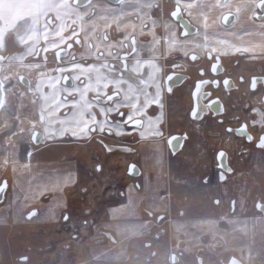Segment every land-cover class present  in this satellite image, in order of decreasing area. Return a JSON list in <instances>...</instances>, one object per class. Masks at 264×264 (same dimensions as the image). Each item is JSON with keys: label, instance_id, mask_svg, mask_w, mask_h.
<instances>
[{"label": "snow or ice", "instance_id": "1", "mask_svg": "<svg viewBox=\"0 0 264 264\" xmlns=\"http://www.w3.org/2000/svg\"><path fill=\"white\" fill-rule=\"evenodd\" d=\"M15 3L20 10L19 15L7 22L0 19V139L8 146L3 149L6 154L3 164H9L10 155L14 172L17 170L19 149L13 138L19 135L22 142L25 132L33 144L54 137L90 139L93 135L119 137L137 132L140 139L162 137L160 124L163 119L164 93L171 94L173 84L184 79L175 73V69L180 67V63L172 58L176 54L192 62H198L201 56L209 61L214 60L211 64L213 74L219 71L221 55H228L230 51L233 54L250 53L253 57L258 51L264 56V0H215L211 5L204 4L202 0H175L169 20L153 17L154 11L163 10L161 0H114V3L112 0H15ZM213 8L224 11L220 19L225 25H233L234 29L244 19L260 21L259 32L254 33L247 28L243 31H209L208 13ZM132 13L137 14V21L125 19ZM185 14L188 20L184 19ZM215 22L216 18L213 17L212 24ZM113 25L117 33L122 32L118 39L110 37L109 30ZM157 28H161L162 32H157ZM98 29L104 31L97 35ZM138 36H148L149 40L138 47ZM74 45L82 48L81 61L93 62L77 61L71 52ZM50 51L57 65L51 71L57 75H48ZM67 55L72 57V61L68 67H64ZM161 61H166L172 69L170 74H163L165 64ZM33 72L39 77L34 87L29 78ZM66 72L71 75H63ZM200 76H204L203 69ZM258 83H264V78L252 77L251 88L255 90ZM18 85L23 87L18 89ZM223 85L225 88L231 86L228 79L223 80ZM204 87L219 88L220 81L204 78L196 81L192 95L197 103L190 112L193 121L203 119V110L198 101L212 95L211 92L202 91ZM9 94L17 97L16 104L9 99ZM29 94L33 97L31 105L34 109L38 107V119L20 115V109L25 107L23 100ZM258 103L264 104V100ZM213 105H219L217 111L223 112L218 99L211 101L209 107ZM154 107L160 110L155 116L149 114V109ZM250 111L255 113L250 124L241 123L237 118L236 122L240 126L225 131L246 138L248 143L255 144L264 153V108L252 107ZM13 120L16 123H11ZM25 120H28L30 127L23 126ZM38 124L42 132L37 130ZM179 139L171 137L167 143L175 149V141ZM99 142L107 151H113L104 144L103 139ZM124 150L132 151L131 148ZM225 155V152L220 151L217 158L222 161ZM26 156L27 162L20 165L25 170L30 168L32 152L27 151ZM95 170L100 172L101 166L97 165ZM228 171L231 172V169ZM135 173L136 166L131 165L129 174ZM72 179V174L62 177L65 184L72 182ZM220 179H225L224 173H221ZM34 183L39 182L35 178L29 180L30 185ZM59 185V179L45 182L37 188L36 194L42 196L49 188ZM7 187L6 180L0 183V203L4 202L3 194ZM139 187L129 186L128 206L132 204L131 192ZM160 198L163 199V196ZM13 202L9 200L6 207L10 209ZM214 203L219 205L220 201ZM235 206L236 201H233V217L227 218L229 223L237 222L234 218ZM240 206H244L243 198ZM124 207L121 204V208ZM255 209L258 215L254 219L264 221V202H257ZM111 211L115 215L117 210ZM130 215L135 213L131 212ZM146 215L153 218L152 212ZM180 215L183 216V213ZM33 217L38 218L36 209L27 214L28 220ZM63 219L68 221L70 217L65 214ZM154 219L162 222L166 217L156 216ZM149 222L116 225V234L123 239L143 234L148 230ZM200 223H207L209 230L215 231V221L203 220ZM84 226L92 225L85 221ZM174 227L179 232L186 225L176 223ZM105 236L113 244L117 243L112 235L105 233ZM110 252L112 250L101 251L93 259L102 264H120L125 250L121 248L113 254ZM152 255L155 256V253ZM257 257L255 264H264V256L257 253ZM248 259L250 264L254 261L251 252ZM21 260L26 264L28 258L22 257ZM170 261L171 264H181L180 258L174 253ZM0 264H7V261L0 260ZM198 264H203V260L199 259ZM229 264H239V261L232 257Z\"/></svg>", "mask_w": 264, "mask_h": 264}, {"label": "flooded vegetation", "instance_id": "2", "mask_svg": "<svg viewBox=\"0 0 264 264\" xmlns=\"http://www.w3.org/2000/svg\"><path fill=\"white\" fill-rule=\"evenodd\" d=\"M202 2L211 5L215 0H202ZM112 3L114 2L112 1ZM161 4L162 6L166 4L169 8L168 11L166 12L164 8L162 12L154 11L153 17L169 20L170 13L175 8V0H161ZM157 13L159 14L156 15ZM165 13L167 14L165 15ZM222 14L225 12L216 8L208 13L211 24L209 31L214 29L243 31L247 28L254 33L259 32L260 21L258 20L253 22L244 19L234 29L233 25L223 23L220 19ZM213 17L216 18L214 25L212 24ZM125 19L137 21V14L132 13ZM184 19L188 20L189 17L185 14ZM253 23H255V27H253ZM199 27L202 28V25ZM103 31H97V35ZM109 32L110 37L117 39L122 35V32H116L114 25ZM157 32H162V29L157 28ZM82 37L83 33H81ZM256 39L258 41L259 37L257 36ZM137 40L139 47L142 42H147L149 37L138 36ZM81 51L80 45H74L71 50L77 61L93 62L91 60L81 61V57H79ZM144 55L146 56L147 53ZM48 58L49 75L51 68L53 69L57 65L53 61L51 51L48 53ZM172 58L180 63V67L175 69L176 75L184 79L173 84L171 94L166 91L164 93L163 119L160 124L163 130L162 137L140 139L137 132L119 137L93 135L90 139H73L69 136L54 137L41 139L38 144H33L28 134L27 141L18 142V158L25 160H27V151L35 153L37 150L49 146H74L75 144L83 146L90 143L102 147L103 154L107 158L114 150L107 151L99 142L101 139L105 145L112 149L124 151L125 155L132 157V160L126 166L124 177L113 178L110 175V168L105 164L107 160L104 159L102 163V159L94 154L97 162L93 169L87 171L82 169L79 175L72 176V182L64 183L62 187H51L46 198L52 200L53 194L59 193L61 201L55 204L49 203L51 207L45 209L48 219H45L44 223L36 224L34 221L37 220V217H33L32 220L27 219L28 212L33 209L37 210L38 217L41 214L42 210L34 207L24 212L23 220L15 218L14 214V216L5 219L4 224L3 218L0 216V222H2V225L0 224V260H6L7 264H24L21 258L27 257L26 264H75L76 261L78 264H102V262L93 259L95 254L108 250H112L110 254H113L121 248L125 250L124 264H171L170 256L173 253L180 258L181 264H198L199 259L203 260V264H229L230 259L235 257H228L225 249L228 240H223L222 237L212 238L209 230L205 231L206 223H200V221L210 220L213 215L219 219L217 226L225 225L227 216L233 215V201H236L235 214H240V197L246 195L244 194L245 179L250 178V170L245 167L264 165V153H261L255 144L248 143L242 136H237L235 133L229 134L225 131L227 128L235 129L240 126L236 122L237 118L241 123L248 122L250 124L251 119L255 116V113L250 111L252 107L264 108V104L258 103V101L264 100V83H258L255 90L251 88L252 77L264 78V56H261L258 51L254 57L250 53L233 54L230 51L228 55H221L219 71L216 74L211 72V64L215 61H209L205 56H201L198 62L185 60L178 54ZM71 61L72 57L67 55L63 66L68 67ZM161 63L165 64L163 74L165 76L170 74L172 69L167 66V62L161 61ZM201 69L204 70L203 77L200 76ZM34 73L29 77L31 80ZM25 75L28 74L25 73ZM63 75H71V73L66 72ZM36 77L38 76L36 75ZM200 78L219 80L220 87H204L202 89V91L211 92L212 95L198 101L199 107L203 110V119L193 121L190 112L197 100L192 93L196 81ZM224 79L230 81L229 88L224 87ZM217 99L223 106L222 113L217 111L219 105L209 107L210 102ZM123 111H127V109H123ZM159 111L154 107L149 109V114L155 116ZM29 113H31L29 118L38 119L37 108L34 109L31 105ZM26 123L24 125L30 127L28 120ZM37 130L42 132L39 124ZM171 137L180 138L175 141V149L167 143ZM127 148H131L132 151H125L124 149ZM220 151L226 154L222 161L217 158ZM77 156L81 158L78 160L79 165L83 166L82 153L77 152ZM65 157L67 156L64 155L62 159L64 160ZM63 160L59 164H63ZM97 165L101 166L100 172L95 170ZM131 165L136 166V173L132 175L129 174ZM228 169H231V172ZM259 172L258 169L253 171V174L258 177ZM221 173L225 175L224 180L220 179ZM62 177L63 174L62 176L55 174L51 178L49 176V181L59 179L61 184L63 183ZM5 180L8 187L3 194L4 202L0 203V207L6 204L12 189L9 179H2L0 183ZM135 185L140 187L131 192L132 204L128 206L129 194L127 190L129 186ZM254 192H256L253 199L255 201L252 204L257 214L255 204L264 201L257 191ZM121 193H125V195L122 196ZM161 196L163 199L160 198ZM25 198L26 196L23 197L24 200ZM217 200L220 201L219 205L214 203ZM249 201L252 199H245L244 206ZM121 204L126 207L121 208ZM112 209L117 210L115 215H113ZM49 210H51V215H49ZM131 212H134L135 215H130ZM147 212H152L153 218L148 217ZM181 212L183 216L180 215ZM65 214L70 217L68 221L63 219ZM241 214L243 215V213ZM156 216H164L166 219L162 222L157 221L154 219ZM221 217H226V219L221 220ZM20 220L24 224L30 225L29 232L32 239L21 245L23 251L10 254L6 247H14L12 244L13 238H15L14 230L17 225H20ZM85 221L92 226L85 227ZM146 221L150 222L148 230L143 234L128 239H123L116 234V225L123 226L128 223H144ZM176 223H183L186 226L194 225L193 233L188 230L189 228L177 232L174 227ZM262 223L264 226V221ZM4 230L7 233L2 239L1 233ZM105 233L115 237L117 243L113 244L105 236ZM193 235L197 236L199 243L194 242ZM40 237H42L41 241L37 242L36 239H40ZM215 241L217 250L213 252L211 244ZM187 243L189 244L188 251L183 250ZM148 244L151 247H145ZM175 245H178L177 249L173 248ZM12 250L14 251V249ZM152 253H155V256ZM37 255L41 258L36 261ZM33 256H35L34 260ZM235 258L237 259V257ZM237 260L239 264H243L242 261Z\"/></svg>", "mask_w": 264, "mask_h": 264}, {"label": "rangeland", "instance_id": "3", "mask_svg": "<svg viewBox=\"0 0 264 264\" xmlns=\"http://www.w3.org/2000/svg\"><path fill=\"white\" fill-rule=\"evenodd\" d=\"M9 1V0H8ZM7 1V3H9ZM164 10L167 12L168 7L166 4L163 6ZM161 12V11H157ZM157 13L156 15H158ZM167 13H165L166 15ZM54 69V68H53ZM52 70V68H51ZM49 75H57V73H54L51 71ZM39 77H36V73L32 75V80L35 82ZM18 89L22 88V85L17 86ZM26 91V89H25ZM33 97L31 94L27 95L24 100L23 104L25 107L20 109V115L21 116H26L30 117L31 113V99ZM9 99L12 101L13 104H16L17 102V97L11 96L9 94ZM39 103V102H38ZM32 107H34L32 105ZM38 110V107H36ZM11 123H16V121H11ZM25 124L26 120L24 121ZM25 128H28V126L24 125ZM27 136L28 133L25 132L23 134V141H27ZM0 137H2V133H0ZM14 141L18 142L21 141L20 136L18 135L17 137L13 138ZM17 148L19 147L16 145ZM8 147L3 143V139H0V182L2 179H9V183L11 186V191L10 194L8 195V199L6 204L2 205L0 207V216L3 218V222L5 224V219H7L9 216H14L15 218L22 219L24 212L28 211L30 208H38L41 211V214L35 220L34 222L36 224L42 222H45V219L47 218V213L45 212V209L49 206V203H57L58 201H61V196L59 193L56 195L53 194V199L51 200L50 198H46L49 195V191L51 188H49L48 191H46L42 196L36 194V190L38 187L42 186L45 182H49V176L50 178L55 176V174H59V176L67 175V174H72V176L79 175L81 170L87 171L88 169H93V166L97 162L95 159L94 154L97 155L98 158L103 160L106 159L107 162L105 163L107 167L110 168V175L112 177H124L125 176V170L126 166L128 163L131 162L132 157L125 155L124 151H118L114 150L112 154H109L107 158H105V155L103 154L104 151L102 147L96 145V144H84L83 146L75 144L74 146H61V145H56L51 147H46L44 149L37 150L35 153H32V157L30 160V168L28 169H23L20 167V165H23L24 163L27 162L24 158L19 159L18 158V153H17V158H18V164H17V170L14 172L13 171V166L11 164V156L9 155V164L5 166L3 164V160L5 159V153L3 152V149ZM82 153V160H83V166L79 165V161L81 158L77 156V152ZM56 152V153H54ZM74 154V156H72ZM100 154V155H99ZM66 155L65 159L63 160L62 157ZM104 157V158H102ZM64 161L63 164H59V162ZM247 170H250V178L245 179V192L244 196V201L245 199L251 198L252 201H249V203L246 206H243L241 208L239 204V211L243 213V215L240 214H235V220L237 221L236 223H229L228 219L225 223V225L217 226L218 224V218L215 216H211L210 220L215 221V231H210L209 230V225L206 223L205 231L209 230L208 232L212 235V238L214 237H222L223 240L227 239L228 244L225 246V249H227L228 257L230 256H235L237 259L243 262V264H250V261L248 259V254L251 252L252 257L254 258V261L251 262V264H255V261L258 260L257 253H259L261 256H264V226L261 220L254 219V217L257 216L255 213V210L253 208L252 202L254 199V191H257L259 193V196L262 198L264 201V165H261L260 167H256L255 165L249 167H245ZM260 170L258 173V177H256L253 174V171ZM77 177V176H76ZM35 178L36 181L39 183H34V184H29V180ZM64 186V183H61L59 187ZM20 188V190H18ZM216 189V188H215ZM52 191V190H51ZM58 192V191H57ZM48 193V194H47ZM249 193V194H248ZM251 193V194H250ZM27 197V200H24L23 197ZM52 196V195H51ZM12 200L14 201L12 203L11 208H7L8 201ZM32 201V203H31ZM35 201V202H34ZM48 203V204H47ZM15 207V208H13ZM214 213V212H213ZM17 214V215H16ZM19 215V216H18ZM21 215V216H20ZM233 215L229 214L227 218H231ZM1 220V221H2ZM23 220V219H22ZM20 220V225H17L15 228V238H13L12 244L14 247H6L10 254L13 253H20V251H23V245L24 242L29 241L32 239V235L29 232V227L30 225L24 224V222ZM245 221L247 223L245 224ZM7 223V221H6ZM2 225V222H0ZM189 228L188 230L192 231L195 228L194 225L190 224L186 226L184 229ZM198 228V227H197ZM7 231L4 230L2 234V239L5 237ZM22 233V234H21ZM20 234V235H19ZM175 235V234H174ZM173 235V236H174ZM176 236V235H175ZM39 238V237H38ZM40 239H36L37 242L41 241ZM6 242V238L4 239ZM193 240L194 242L199 243V239L197 236L193 235ZM216 241L212 242V251L216 252ZM219 247V246H218ZM16 248V249H15ZM173 248L177 249L178 245L173 246ZM14 249V251L12 250ZM183 250H189V244L187 243L186 247H183ZM41 257L38 255L33 256V260L35 259L36 261L39 260ZM125 259L122 258L120 264H124ZM75 264H78L76 261Z\"/></svg>", "mask_w": 264, "mask_h": 264}, {"label": "crops", "instance_id": "4", "mask_svg": "<svg viewBox=\"0 0 264 264\" xmlns=\"http://www.w3.org/2000/svg\"><path fill=\"white\" fill-rule=\"evenodd\" d=\"M7 1L8 0H0V19H3L5 22H7L9 19L16 18L20 12L15 0H9V3H7ZM98 31H103V29H98Z\"/></svg>", "mask_w": 264, "mask_h": 264}, {"label": "water", "instance_id": "5", "mask_svg": "<svg viewBox=\"0 0 264 264\" xmlns=\"http://www.w3.org/2000/svg\"><path fill=\"white\" fill-rule=\"evenodd\" d=\"M114 2V0H112Z\"/></svg>", "mask_w": 264, "mask_h": 264}]
</instances>
